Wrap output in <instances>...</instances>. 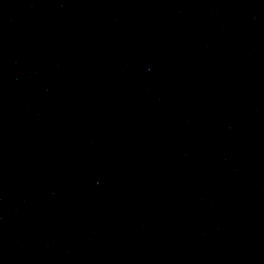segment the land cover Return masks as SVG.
Here are the masks:
<instances>
[{
	"label": "water",
	"instance_id": "obj_1",
	"mask_svg": "<svg viewBox=\"0 0 264 264\" xmlns=\"http://www.w3.org/2000/svg\"><path fill=\"white\" fill-rule=\"evenodd\" d=\"M3 264H264V0H0Z\"/></svg>",
	"mask_w": 264,
	"mask_h": 264
}]
</instances>
